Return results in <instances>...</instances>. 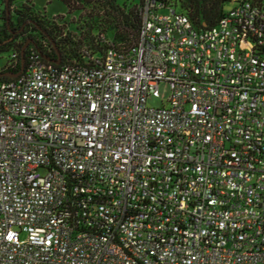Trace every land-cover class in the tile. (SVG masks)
Here are the masks:
<instances>
[{"label":"built area","instance_id":"built-area-1","mask_svg":"<svg viewBox=\"0 0 264 264\" xmlns=\"http://www.w3.org/2000/svg\"><path fill=\"white\" fill-rule=\"evenodd\" d=\"M138 8L136 40L0 84V264H264V4Z\"/></svg>","mask_w":264,"mask_h":264},{"label":"trees","instance_id":"trees-1","mask_svg":"<svg viewBox=\"0 0 264 264\" xmlns=\"http://www.w3.org/2000/svg\"><path fill=\"white\" fill-rule=\"evenodd\" d=\"M1 1V0H0ZM63 4L69 14L77 12L84 6H90L95 10L96 16L87 15L86 20L75 28L79 30L78 36L71 32H65L56 20L40 18L32 14L31 10L23 7L17 12L15 22L12 20L10 6L12 0H8L6 10H3V23L0 25V54L17 52L20 63L16 68L5 70L2 73H17L21 68V50L25 48V61L30 50L35 48L40 57L46 64H53L50 61L56 60V51L61 56L60 64L67 61L76 60L82 62L87 55H103L107 46L102 42L101 36L108 35L103 33L111 30V38L116 43L128 44L136 40L140 26V12L138 4H125L118 0H56ZM159 2L170 5L178 12L185 14L191 20L196 29H205L215 25L225 14V6L229 0H158ZM102 12L103 17L97 14ZM89 18V19H88ZM108 18V19H106ZM100 19V20H99ZM97 32L93 33V31ZM12 78H0V84Z\"/></svg>","mask_w":264,"mask_h":264},{"label":"rangeland","instance_id":"rangeland-1","mask_svg":"<svg viewBox=\"0 0 264 264\" xmlns=\"http://www.w3.org/2000/svg\"><path fill=\"white\" fill-rule=\"evenodd\" d=\"M118 0V2L123 3L125 9L128 7L126 6L127 4H136L138 3L139 0ZM126 4V5H125ZM23 7H27L31 10L32 14L35 16H39L40 18H47V19H52L53 17H61L60 19L58 18L56 22H58L59 25L62 26L63 30L65 32H71L72 35L78 36L79 30L75 31V28L80 26V23L83 20H86L87 15H93L95 18L96 12L95 10H92L90 6H84L82 9H80L77 12H73L71 14L68 13L67 8L61 4L60 2L56 0H12L11 6H10V11L12 13V20L15 22L16 17H17V12H20L23 10ZM226 8L228 7V4L225 6ZM5 8L4 0L0 1V25L3 23V10ZM99 17H103L102 12L97 14ZM89 19V18H88ZM96 19V18H95ZM108 19V18H106ZM100 20V19H99ZM108 31H104L106 35L111 38V30L108 28L106 29ZM93 31V33L97 32ZM7 56V53L4 54V56L0 59V65L3 63V59ZM169 86L167 83H161L158 87V97H149L147 100V104L150 107L154 108H160L163 106H167V100L169 97Z\"/></svg>","mask_w":264,"mask_h":264},{"label":"water","instance_id":"water-1","mask_svg":"<svg viewBox=\"0 0 264 264\" xmlns=\"http://www.w3.org/2000/svg\"><path fill=\"white\" fill-rule=\"evenodd\" d=\"M7 4H8V0H6V10H7V13H8ZM27 44H28V42L24 45V47L21 50V68H20L19 72H17V73H0V78H2V77L15 78V77H17L18 75H20L22 73V71L24 69V64H25V48L27 47ZM50 62H52L55 65H59L60 64L61 56H60L58 51H56V60H53V61H50Z\"/></svg>","mask_w":264,"mask_h":264},{"label":"crops","instance_id":"crops-1","mask_svg":"<svg viewBox=\"0 0 264 264\" xmlns=\"http://www.w3.org/2000/svg\"><path fill=\"white\" fill-rule=\"evenodd\" d=\"M237 1L239 0H229V2L227 3L228 7L227 8L225 7V10H228L229 8H231ZM262 3L264 4V0H262Z\"/></svg>","mask_w":264,"mask_h":264}]
</instances>
